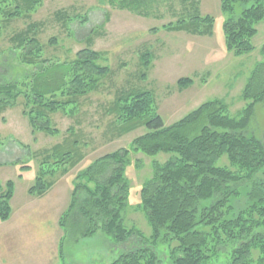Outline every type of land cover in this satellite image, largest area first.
Listing matches in <instances>:
<instances>
[{"label":"trees","instance_id":"obj_1","mask_svg":"<svg viewBox=\"0 0 264 264\" xmlns=\"http://www.w3.org/2000/svg\"><path fill=\"white\" fill-rule=\"evenodd\" d=\"M108 1L132 11L141 4L150 8L162 0ZM40 2L0 0V35L4 24L28 15ZM237 4L243 8L235 16ZM220 9L229 14L222 24L226 51L233 55L252 51L255 25L264 19V0H220ZM213 22L210 15L195 14L163 27L205 35L211 32ZM28 36H21L17 48L25 47L20 60L35 65L36 71L26 81H0V113L21 102L32 132L56 135L52 115L75 116L80 97L97 91L99 79L109 69L100 62L102 54L89 47L78 50L69 62L41 59L36 39ZM141 58L147 67L149 51ZM192 82L181 77L177 86L184 88ZM120 94L107 108L116 134L138 126L145 130L128 148L95 158L74 176L60 224L65 232L63 221L69 219L77 236L88 237L97 231L109 236L116 246H122L109 264H207L220 248L227 247L230 254L225 264H264V144L249 127L255 105L264 106V62L257 63L250 73L241 95L247 102L236 115L230 114L222 99L213 98L164 125L150 89L133 87ZM68 131L73 137L41 155L34 182L27 189L29 194L43 195L57 173H65L82 160L75 130L69 127ZM138 152L151 157L168 154L163 161H152V175L139 189L138 207L150 225L149 235L125 225L123 219L128 197L125 168L130 155ZM242 186L248 188L247 202L235 213L232 200L239 196ZM14 188L12 179L0 181L1 221L11 214Z\"/></svg>","mask_w":264,"mask_h":264},{"label":"rangeland","instance_id":"obj_2","mask_svg":"<svg viewBox=\"0 0 264 264\" xmlns=\"http://www.w3.org/2000/svg\"><path fill=\"white\" fill-rule=\"evenodd\" d=\"M108 2L41 0L28 15L4 24L0 35V81H26L27 76L36 71L35 65L20 60L25 47L17 48L21 36L27 34L36 39L41 59L69 62L78 50L89 47L102 54L100 62L108 67L109 73L99 79L97 91L80 97L75 116L68 117L60 112L52 115L58 130L56 135L32 132L22 114L21 102L0 113V181L12 179L15 183L11 214L6 221L0 220V243L4 245L8 241L10 244L7 249L0 247V264L112 262L122 246H116L109 236L97 231L91 236L80 237L76 230L73 234L69 219L62 220L67 233L60 224L69 203L74 176L95 158L128 148L145 130L138 126L116 134L113 116L107 113L115 96L133 87L150 89L164 125L179 120L200 103L213 98L222 99L230 114L236 115L247 102L241 95L250 73L257 63L264 62V19L255 25L253 50L233 55L224 47L222 24L229 14L221 11L220 0H193V3L192 0L186 3L162 0L152 3L150 8L141 4L132 11ZM242 8L243 5L237 4L233 15H238ZM195 14L213 18L209 34L168 31L163 27L170 21L188 20ZM145 51L151 55L147 67L143 66L141 58ZM181 77H189L193 82L179 88L177 80ZM69 127L75 130L84 155L82 160L65 173H57L43 195L29 194L27 189L34 182L41 155L73 137L69 135ZM249 127L264 144L262 103L255 105ZM167 157L165 153L152 157L132 153L125 168L128 197L124 223L136 227L144 235H149L151 228L138 207L139 189L152 175V161H163ZM221 161L226 163L225 157ZM23 165L27 167L22 168ZM247 190V186H242L239 196L232 200L235 213L245 206ZM228 250L229 247L220 248L207 264H225L229 259Z\"/></svg>","mask_w":264,"mask_h":264},{"label":"crops","instance_id":"obj_3","mask_svg":"<svg viewBox=\"0 0 264 264\" xmlns=\"http://www.w3.org/2000/svg\"><path fill=\"white\" fill-rule=\"evenodd\" d=\"M3 229H6L5 227L3 228ZM1 242H3V241H1ZM9 245V246H8ZM0 247L1 248H3V247H5L6 249H7V247H10V244H8V241H5L4 242V245L2 244V243H0ZM17 259V258H16ZM6 260H8V259H6ZM14 260V259H13Z\"/></svg>","mask_w":264,"mask_h":264}]
</instances>
